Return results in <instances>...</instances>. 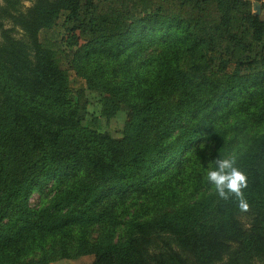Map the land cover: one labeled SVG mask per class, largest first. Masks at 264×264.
I'll list each match as a JSON object with an SVG mask.
<instances>
[{
	"label": "trees",
	"instance_id": "obj_1",
	"mask_svg": "<svg viewBox=\"0 0 264 264\" xmlns=\"http://www.w3.org/2000/svg\"><path fill=\"white\" fill-rule=\"evenodd\" d=\"M254 1L264 5L36 0L25 12L2 8L24 38L0 20V264L86 253L92 264H264V130L235 151L249 123L264 124V19ZM155 45L161 52L142 59ZM68 66L90 90L128 105L121 137L102 131L99 115L71 92ZM233 153L248 177L249 225L235 197L219 198L206 180L214 158ZM48 182L59 189L32 207L31 193ZM95 226L104 236L93 241Z\"/></svg>",
	"mask_w": 264,
	"mask_h": 264
},
{
	"label": "rangeland",
	"instance_id": "obj_2",
	"mask_svg": "<svg viewBox=\"0 0 264 264\" xmlns=\"http://www.w3.org/2000/svg\"><path fill=\"white\" fill-rule=\"evenodd\" d=\"M36 0H13L12 3L7 2L6 0H0V20L4 22V25L6 28H13L14 35H16L18 38H24V31L20 29L18 26H14L13 23L10 21L8 17H6V14L3 12L2 8H8L11 11H15V9H19L22 12L27 11L29 8H31ZM253 2V10L255 12ZM260 3V15L264 19V5L262 6V3ZM2 41V31L0 29V42ZM70 42L73 44V46L77 47L80 45V40L78 37H72L70 39ZM162 50L161 45H155L147 50L142 55V59L144 57L148 56H154L158 55ZM189 64V58L186 57L182 65L183 67H188ZM116 64H113V68H117ZM68 74L70 78V90L74 94V96L79 99L82 103H85L88 107V109L91 112H96L99 115V128L102 131H106L110 134H112L115 137H121L123 134V129L125 126L126 121L131 116V110L129 109L128 105L122 101L116 98L115 96L111 94H99L97 92H94L87 88L85 85V82L82 78L78 77L75 70L71 69L70 66H68ZM113 77H118V73H115L114 71L110 73ZM264 130V124L259 125L256 123H249L247 128L244 130L240 141L242 143L241 147H237L235 151H238L239 149H244L249 143L251 138L262 132ZM207 147V150L205 153H207L208 156H210V142L208 140H205ZM203 148V147H202ZM201 159V158H200ZM202 160V159H201ZM58 186L54 182H48L44 184L41 188L35 189L29 198V203L32 207H42L44 205L49 204L53 196L58 190ZM204 188L200 189L203 190ZM202 191H197L194 193L193 196L185 199L184 201L188 200H194L198 198L201 195ZM255 214V209L249 208V211L247 212H240L239 218L242 221L243 224L249 225L250 222L253 220V216ZM126 217L122 218V221ZM124 224H121L117 230L116 239L121 238L124 234ZM104 236V232L101 227L95 226L91 232V240L95 241L99 239L100 237ZM95 259V255L93 253H86L81 254L79 256L74 257H58L53 261H49L46 264H92V262ZM261 261H264V257L259 258Z\"/></svg>",
	"mask_w": 264,
	"mask_h": 264
},
{
	"label": "clouds",
	"instance_id": "obj_3",
	"mask_svg": "<svg viewBox=\"0 0 264 264\" xmlns=\"http://www.w3.org/2000/svg\"><path fill=\"white\" fill-rule=\"evenodd\" d=\"M206 170V180L219 198L228 201L235 197L240 211H249L250 205L244 189L248 187L246 172L239 167L238 158L233 154L217 155Z\"/></svg>",
	"mask_w": 264,
	"mask_h": 264
},
{
	"label": "water",
	"instance_id": "obj_4",
	"mask_svg": "<svg viewBox=\"0 0 264 264\" xmlns=\"http://www.w3.org/2000/svg\"><path fill=\"white\" fill-rule=\"evenodd\" d=\"M260 3H259V1H255V3H254V8H255V13L256 14H260Z\"/></svg>",
	"mask_w": 264,
	"mask_h": 264
}]
</instances>
